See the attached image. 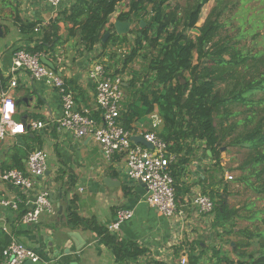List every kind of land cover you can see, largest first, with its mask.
Returning a JSON list of instances; mask_svg holds the SVG:
<instances>
[{
  "label": "crops",
  "instance_id": "crops-1",
  "mask_svg": "<svg viewBox=\"0 0 264 264\" xmlns=\"http://www.w3.org/2000/svg\"><path fill=\"white\" fill-rule=\"evenodd\" d=\"M77 1L63 0L55 10L43 0H0V92L8 93L17 103L15 115L21 123H48L39 131L27 130L24 135H18L19 139L9 136L0 141V172L13 165L15 146H21V152H25L28 146L36 145L25 144L27 137H39L42 140L40 150L47 154L45 175L27 194L29 197L0 181V198L21 201L17 211L0 207V254L14 240L36 254L38 261L33 264H180V260H187L189 255L199 257V264H211L208 258L212 257L207 252L211 248L220 250L224 242L216 238L213 215L199 213L192 199L197 194L210 198L215 191L222 190L229 193L230 198L234 187L220 175L208 152L207 158L204 157L202 142L190 144L189 153L181 156L186 159V164L182 165L179 183H175L182 192L176 198V209L180 213L166 218L145 202V187L126 176L124 160L120 156L107 160L91 139H76L51 125L50 120L60 116L61 106L56 91L47 80L33 82L27 73L13 70L12 53L20 49L37 54L35 49L50 25L63 13H68ZM56 25L62 44L56 47L54 54L48 52L47 57L38 54L52 64V71L60 75L77 104L93 108L94 86L87 74L97 49L85 53L78 38L67 37L70 25L62 21ZM106 56L98 57V60L102 61ZM121 76L125 78L123 74ZM12 78L17 83L14 88L10 87ZM126 87L124 81L122 91ZM152 115L161 120L155 110L130 128L159 133L162 120L152 128L155 123ZM138 145L151 151V147ZM27 157L20 158L21 169L18 171H25ZM38 189L48 191L55 214H43L38 223L23 225L19 215L27 210ZM68 207L80 220L95 222L98 228L108 230L119 242L130 243L144 250V254L133 260L117 261L95 231L67 224ZM120 210H131L133 216L123 221L117 230H109L108 227L116 223ZM203 253H206L204 258Z\"/></svg>",
  "mask_w": 264,
  "mask_h": 264
},
{
  "label": "trees",
  "instance_id": "trees-1",
  "mask_svg": "<svg viewBox=\"0 0 264 264\" xmlns=\"http://www.w3.org/2000/svg\"><path fill=\"white\" fill-rule=\"evenodd\" d=\"M210 1L212 0H195L193 4L181 9L177 5L178 0H78L68 13H63L50 25L35 49L44 57L49 55H46L48 52L54 54L56 47L62 44L56 25L62 21L71 26L67 37L78 38L85 53L88 54L98 47L100 52L97 56L103 57L111 50L110 46L122 47L128 43L126 35H116L113 24L106 29L116 8L127 2L126 11H120L116 21L129 22L130 25L137 22V30L129 55L124 58L121 70H116V73H123L137 58H141L147 62L151 77L141 81L139 74L131 73V80L127 84L131 97L123 103L119 121L128 130L134 122L158 109L162 120V129L158 135L169 144V152L177 157L180 155L170 166L175 201L177 196L182 195L175 183H179L182 165L186 164V159L181 158L191 150L190 144L195 141L202 142L205 157L206 152H209V157L215 161L218 170L220 142L214 116L232 103L244 104L257 94L264 95V50L253 51L237 47L236 43L228 40V32L224 30L233 17L240 14L238 24L232 29H237L239 38L249 36L256 39L259 37L257 28L264 21V11L261 17L255 18L251 14L247 15L248 10L243 8L250 0H240L242 5L239 7L235 6L234 0H214L215 6L209 11L202 25L197 27L202 11ZM172 3L174 4L171 5ZM234 10L232 16L224 17L226 13L230 14ZM254 18L255 21L252 20ZM191 31H196L194 38L187 35ZM106 33H110V37L103 42ZM259 44L264 48V36ZM31 51L28 52L36 54ZM184 74L188 77L184 78ZM137 83H140L138 89ZM41 143L42 140L35 136L27 137L25 144L36 145L28 146L25 152H21V146H15L12 150L13 165L6 168V171L20 170V158L27 157L34 150H40ZM232 145L250 151L251 156L246 165H263L264 118L252 132L243 139L233 141ZM260 172L264 173V167ZM213 195L210 197L213 201L211 214L216 236L246 238L245 241L239 240L234 244L235 260L225 255L220 256V251L214 250V256L208 258L211 264H264V233H252L249 228L239 229L237 220L241 216L229 207V193L222 190L215 191ZM67 212L69 226L81 225L95 231L117 261L133 260L144 254V250H139L130 243L119 242L108 230L98 228L95 222L80 220L71 207H68ZM24 213L22 211L19 218ZM253 238L260 241V246L256 252H249L247 250L252 245ZM204 257L206 253H203ZM198 258L189 255L187 263L199 264Z\"/></svg>",
  "mask_w": 264,
  "mask_h": 264
},
{
  "label": "built area",
  "instance_id": "built-area-1",
  "mask_svg": "<svg viewBox=\"0 0 264 264\" xmlns=\"http://www.w3.org/2000/svg\"><path fill=\"white\" fill-rule=\"evenodd\" d=\"M55 10L63 0H43ZM119 48V47H117ZM115 54L107 51L102 61L94 60L90 64L87 78L94 86V107L88 108L76 103L74 94L68 89L63 79L54 71L46 68L40 62V55L15 50L12 53V66L15 71L27 73L33 82L47 80L60 100L61 113L57 119L50 120L57 130L73 135L76 139H91L99 146L102 155L107 160L120 156L124 160L126 176L133 181L140 182L146 189L145 202L157 213L173 218L177 212L175 191L171 178L170 166L175 163L177 156L168 151L169 144L161 139L156 131L142 129H124L119 118L123 112L124 79L116 73V65L111 63L110 57ZM98 57V56H97ZM118 57V56H117ZM14 78L10 87H16ZM12 105V111H7V105ZM16 113L13 99L8 93L0 92V141L6 137L24 135L27 130L34 132L46 127L48 123L41 121L29 122L27 125L13 120ZM152 128H156L161 120L152 115ZM49 123V124H50ZM20 128L22 131H13ZM132 137H141L151 146V151L134 144ZM47 154L43 150H34L26 159L25 171L8 170L0 172V181L12 185L22 194H29L44 177L46 172ZM230 180V178H229ZM82 191V189H80ZM21 201L19 199L6 200L0 198V207L17 211ZM192 204L202 214H209L213 210V201L205 195L197 194ZM46 214L53 216L55 210L48 191L38 189L32 195V200L21 216L23 225H33ZM133 216L131 210L118 211L117 221L108 227L117 230L119 225ZM30 261L36 263V254L26 249L17 241H11L0 254V264H24ZM180 264H187L186 258Z\"/></svg>",
  "mask_w": 264,
  "mask_h": 264
},
{
  "label": "rangeland",
  "instance_id": "rangeland-1",
  "mask_svg": "<svg viewBox=\"0 0 264 264\" xmlns=\"http://www.w3.org/2000/svg\"><path fill=\"white\" fill-rule=\"evenodd\" d=\"M194 1L195 0H178L177 5L179 8L184 9L185 7L193 4ZM234 2H236V7L242 5L240 0H234ZM173 4L174 3L171 5ZM214 6L215 2L212 0L204 7L200 20L196 25L197 27L202 25L209 11ZM243 8L248 10L247 15L251 14L255 18L261 17V13L264 11V0H250L243 5ZM126 9L127 2L119 5L116 8L115 15L110 18V24L108 27H106V29L111 27L112 22H116L117 14L120 11H126ZM234 13L235 10L230 14L226 13L224 17H229V15L232 16ZM224 17L222 18V21L224 20ZM240 17V14L235 15L232 19V22H230V25L224 28V30L228 32V40H230L232 43H236L235 46H240L244 49H253V51L264 50V48H261V45L259 44V42L262 40V37L264 36V21L257 28L259 31L258 38L254 39L253 37L251 38L249 36L246 38H239L237 29H232V27L238 24ZM255 18L252 20L255 21ZM136 24L137 22H134L130 25L131 35L128 37L127 44L122 45V47L119 48H117L119 45L110 46L111 52L115 53L111 56L113 58H110V61L111 63L116 64V69H118V71L121 70L123 60L127 55H129V52L133 46L134 36L137 30ZM187 35H189L190 38H194L196 31L188 32ZM109 37L110 35L108 38ZM94 49L97 50L95 51V59L93 60H98L97 54L100 52V50L98 47H95ZM93 60L91 59L90 64ZM193 61H195V58H193ZM133 72L140 75L141 81L142 79H149V77H151V74L147 69V62L141 58H137L126 68L123 73L120 74L125 76L124 81L126 84L130 82L132 77L131 73ZM263 72L264 70L262 69V73ZM187 77L188 75L184 74V78ZM139 85L140 83L136 84V89L140 88ZM221 88L224 89L223 86H221ZM123 92L125 95L123 103H125L127 98H130L131 96L128 94L129 89L127 87L123 88ZM263 100L264 95L257 94L251 97L247 103H232L226 106L221 113L214 116V125L220 142V156L217 163L219 166L220 175L226 177L228 183H231V187H234L233 193H231L232 196L230 198L228 197V204L230 208L236 210L238 215L241 216L237 220L238 228H249L252 233H264V173L260 172L264 167V163L263 165L254 167L251 164L246 165V163L248 164L249 157L251 156L250 151L247 148H242L241 146H233L232 142L243 139L247 134L252 132L257 123L264 118ZM155 110L156 113H159L157 108ZM252 156L254 155L252 154ZM206 158L203 159L206 160ZM251 167H253V169ZM216 238L220 239V242H224L222 243L223 245H221L219 251L228 258L235 260L236 255L233 253L234 244L239 240L245 241L246 237L217 235ZM258 243H260V241L257 238H253L252 245L247 251L256 252L258 246H260ZM262 244L264 245V242ZM213 251L214 248H211L207 254L211 255L212 257L214 255ZM215 251H217V249H215Z\"/></svg>",
  "mask_w": 264,
  "mask_h": 264
},
{
  "label": "water",
  "instance_id": "water-1",
  "mask_svg": "<svg viewBox=\"0 0 264 264\" xmlns=\"http://www.w3.org/2000/svg\"><path fill=\"white\" fill-rule=\"evenodd\" d=\"M141 25L143 26V23H141ZM113 27H114V32L116 33L117 36H124V35H126L127 37L130 36V23L129 22L116 21L113 23ZM109 35L110 33H106L104 35L103 42H105L108 39ZM40 62L46 67H48L50 70L53 69L52 64L49 63L44 57L40 58ZM14 120L17 123L21 121L19 117H17L16 115L14 116ZM16 138L19 139L18 136ZM131 140L136 144H142L148 148L151 147L150 144L146 143L142 138L132 137ZM208 154L210 153L208 152ZM24 264H33V263H31L30 261H26L24 262Z\"/></svg>",
  "mask_w": 264,
  "mask_h": 264
},
{
  "label": "clouds",
  "instance_id": "clouds-1",
  "mask_svg": "<svg viewBox=\"0 0 264 264\" xmlns=\"http://www.w3.org/2000/svg\"><path fill=\"white\" fill-rule=\"evenodd\" d=\"M14 106H15V109H16V104H15V103H14ZM12 110H13V109H12V105H11V104H8V105H7V111H8V112H11ZM15 114H16V113L13 114V117H14ZM13 131H22V129H20V128H14Z\"/></svg>",
  "mask_w": 264,
  "mask_h": 264
}]
</instances>
